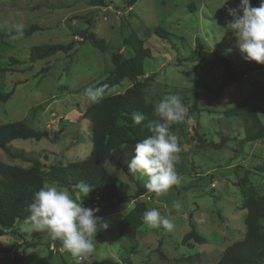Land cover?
Wrapping results in <instances>:
<instances>
[{
	"label": "rangeland",
	"instance_id": "1",
	"mask_svg": "<svg viewBox=\"0 0 264 264\" xmlns=\"http://www.w3.org/2000/svg\"><path fill=\"white\" fill-rule=\"evenodd\" d=\"M240 4L241 0H104L101 6H92L90 0H0V34L15 32L16 36L14 25H23L22 35L0 43V94L14 90L11 99L0 104V126L21 121L47 133L39 141L14 140L9 144L12 152L44 165L59 153L66 162L89 157L92 127L84 113L92 103L84 95L85 89L97 87L109 75L115 54L132 57L131 49L123 43L132 33L152 54L145 61V76L140 78L143 81L153 76L145 91L147 102L155 105L164 95L178 94L188 111L197 107L177 130L170 128L179 138L175 162L179 183L165 194L152 192L138 199L172 219L174 228L169 231L144 225L134 240L120 236L119 223L136 204L132 198L137 184L145 183L139 176L130 179L125 172L129 173L128 162L135 149L122 146L105 166L117 187L131 198L120 210L100 209L98 215L109 222V227L96 234L95 248L81 264H218L224 250L244 238L246 211L241 204L245 194L240 182L248 177L246 190L264 194V174L258 170L264 165V139L243 143L241 121L224 113L264 86V65L244 60L236 38L227 30V21L232 19L228 9L239 10ZM33 26L38 29L26 35L24 31ZM157 28L167 31L168 39L155 35ZM86 30L106 41L105 52L82 42L81 33ZM71 42L76 46L69 54L30 61L34 46ZM226 45L231 47L224 56L251 70L241 81L213 96L203 84L212 88L220 85L224 68L215 53L225 50ZM132 85L125 80L106 95L123 93ZM261 110L264 124V104ZM196 133L206 141L202 148L195 140ZM223 138L229 140L222 149L209 145ZM0 162L31 166L2 149ZM68 191L78 203L90 205L88 195L78 189ZM174 202L181 207L174 208ZM191 222L207 239L206 244L183 243ZM26 227L25 222L17 224L0 238V264H75L59 240H51L46 232L26 231ZM159 243L165 259L156 251Z\"/></svg>",
	"mask_w": 264,
	"mask_h": 264
},
{
	"label": "trees",
	"instance_id": "2",
	"mask_svg": "<svg viewBox=\"0 0 264 264\" xmlns=\"http://www.w3.org/2000/svg\"><path fill=\"white\" fill-rule=\"evenodd\" d=\"M259 0H250L253 7ZM92 6H101L104 0H90ZM242 13V12H241ZM38 27L33 26L25 30L26 35L32 34ZM15 32L0 34V43H5ZM155 35L166 40L168 32L162 28L155 30ZM82 42H89L94 48L105 52L107 43L103 38L88 30L81 33ZM123 43L130 48L133 55L124 58L121 54L112 57L113 70L109 75L97 84V87L107 85L105 94L101 102L90 104L84 113V119L91 123L92 150L85 160L77 162H66L62 153L55 154L51 161L44 165L40 160L30 159L23 153H14L10 150L9 144L14 140H41L47 133L36 131L27 126L24 122H12L0 126V149L12 158H19L31 164L29 168L8 165L0 162V238L7 230H12L15 225L25 222L29 213L25 210L32 202L34 193L37 192L45 182H55L59 187L70 191H76V185L83 182L92 186V191L88 194L90 202L97 199L101 208L112 211L122 209L125 202L131 197L125 196L117 187L116 183L106 169V162L112 153L119 150L122 145L133 146L138 141L143 140L150 132L146 127L149 121L158 120L154 113V105L147 102L145 91L153 76L146 77L143 81L140 78L145 76V61L152 57L150 48L135 33L124 38ZM76 46V42L69 44H45L34 46L30 50L29 58L32 63L46 60L58 53L69 54ZM230 45L225 46V50H218L215 56L224 68V76L217 88H212L208 84H203L204 89L211 95L217 96L220 92L242 80L251 70L250 67L242 68L227 57L224 52L230 49ZM14 63L18 60L11 59ZM125 80L133 83L131 87L123 93L106 95V92L116 86L121 85ZM14 94V90L0 94V104L7 103ZM264 104V86L254 89L247 94L243 101L237 106L227 110L224 114L227 118L240 120L245 131L243 143L257 142L264 139V124L260 119L261 105ZM197 111L196 105L188 113ZM143 113L146 120L141 125H134L132 114ZM185 118V120H186ZM171 125L172 130H177L184 124ZM197 134V133H196ZM197 138V139H196ZM200 148L204 147L206 141L196 135ZM228 138H223L220 143H210L216 150L222 149ZM47 159V158H46ZM130 179L132 174L124 169ZM264 174V165L258 167ZM249 179L245 177L240 182L244 200L241 208L246 211L244 224L246 233L244 238L228 246L218 264H264V194L258 195L253 189L246 190ZM149 192L144 186L137 184L135 191V206L126 214L119 223L120 236L134 240L140 228L144 226L142 215L149 210L145 202L138 199ZM193 218V215L190 216ZM191 230L184 238L183 243L193 241L202 245L207 243V239L197 231L196 224L190 223ZM159 243L156 251L161 259L165 255ZM3 251L0 250V253Z\"/></svg>",
	"mask_w": 264,
	"mask_h": 264
},
{
	"label": "clouds",
	"instance_id": "3",
	"mask_svg": "<svg viewBox=\"0 0 264 264\" xmlns=\"http://www.w3.org/2000/svg\"><path fill=\"white\" fill-rule=\"evenodd\" d=\"M228 14L232 19L227 21V30L236 38L242 58L264 65V0H260L258 7H253L250 0H241L239 10L229 8ZM14 28L17 35L12 38L16 39L23 34V25L16 24ZM106 88L107 85L88 87L84 95L90 103L97 104L103 99ZM187 111L180 95H164L154 105L159 119L147 123L150 135L136 143L135 154L128 162L129 173L145 179L144 187L157 196L179 183L175 169L179 138L170 128L183 122ZM145 120L143 113L132 114L134 125H141ZM76 188L85 196L92 191V186L83 182ZM173 207L179 209L181 205L174 202ZM25 210L29 213L25 230L46 232L51 240H59L75 264H81L93 252L96 234L109 227V222L98 215L99 207H83L82 202L78 203L67 189L58 187L55 182H45ZM142 220L149 228L162 227L169 231L174 228L173 220L161 216L156 208L146 210Z\"/></svg>",
	"mask_w": 264,
	"mask_h": 264
},
{
	"label": "built area",
	"instance_id": "4",
	"mask_svg": "<svg viewBox=\"0 0 264 264\" xmlns=\"http://www.w3.org/2000/svg\"><path fill=\"white\" fill-rule=\"evenodd\" d=\"M148 199L150 200V198H148ZM82 206L85 207V208H96V207H99V208L101 209V207H100V205H99L97 199L94 200L93 202H90V205L82 204ZM99 213H100V212H99ZM99 213H98V214H99ZM51 250H55V248L52 247Z\"/></svg>",
	"mask_w": 264,
	"mask_h": 264
}]
</instances>
